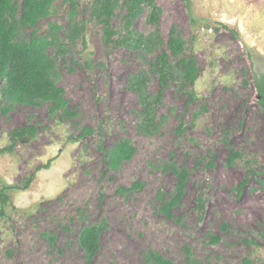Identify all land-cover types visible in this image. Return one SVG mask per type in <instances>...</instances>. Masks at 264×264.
I'll list each match as a JSON object with an SVG mask.
<instances>
[{"label":"rangeland","instance_id":"374dc122","mask_svg":"<svg viewBox=\"0 0 264 264\" xmlns=\"http://www.w3.org/2000/svg\"><path fill=\"white\" fill-rule=\"evenodd\" d=\"M92 3L55 0L37 25L17 26V41L50 38L61 27L68 51L55 79L65 104L5 99L0 75V187L35 173L27 189L8 191L7 204L0 199V264H156L152 252L172 264H264V110L255 86L264 73V0H155L156 22L151 6L141 7L136 31L183 42L171 56L176 76L156 108L153 135L139 131L143 106L130 84L169 48L149 54L106 42ZM116 11L113 39L125 34L127 8ZM70 22L82 25L75 39ZM183 59L196 62L194 83L184 80ZM158 90L151 74L148 91ZM24 126L35 133L14 142L12 131ZM126 139L134 154L111 167L106 155ZM171 166L188 176L167 216L161 194L175 193ZM90 226L100 231L88 262L80 236Z\"/></svg>","mask_w":264,"mask_h":264},{"label":"trees","instance_id":"16d2710c","mask_svg":"<svg viewBox=\"0 0 264 264\" xmlns=\"http://www.w3.org/2000/svg\"><path fill=\"white\" fill-rule=\"evenodd\" d=\"M54 1L0 0V75L5 79V86L2 90L5 99L31 105H36L41 101H49L53 102L56 108L64 106V88L60 87L55 79L57 61L61 55L68 51V45L62 42L58 35L61 27L54 26L53 35L50 38L36 36V33H33L29 41L15 40L18 24L37 25L41 18L53 13ZM144 4L152 8L150 20L158 21L160 9L155 5V0H93L92 15L103 24L105 40L112 45L124 44L153 54L162 43L167 44L169 51L166 50L165 46L160 50L156 58L150 63V72L142 71L135 74L130 84L131 89L138 93L143 106L141 121L138 124L139 131L153 135L160 128V122L156 117V108L162 101L165 88L176 76L171 56L181 52L183 42L174 35L168 41L163 42L158 30L147 35L136 31L134 20ZM120 5L127 8L126 20L123 24L125 34L113 39L117 34V29L113 26V19ZM75 8V2H72L71 20L74 18ZM69 27L68 33L71 39L79 36L82 25H79L78 22L73 24L70 22ZM52 47L54 49L50 52L49 49ZM180 64L183 66L184 80L194 83L198 73L196 62L193 59H183ZM151 74H155L159 81V90L155 95L148 91ZM255 86L259 97L258 103L264 110V73L256 76ZM63 113L71 114L67 109ZM35 131L34 126L20 127L12 131L11 139L14 142L23 140L32 136ZM134 152L135 147L130 140L126 139L117 143L114 149L106 155V159L111 167H117L121 162L130 159ZM232 153L233 158L237 156L234 151ZM49 164L42 165L36 171L48 168ZM171 169L177 176L175 193L169 200L164 198V194H161V207L167 216L171 215V207L183 197L188 176V170L185 168L171 166ZM34 178L35 173L25 177L23 183L8 185L3 182L2 187H0L2 204L5 205L10 201L8 191L27 189ZM203 207L202 199L199 197L198 209L202 210ZM99 231L100 227L90 226L81 233L80 241L87 253L88 262L91 261L98 249ZM150 256L156 264H172L159 254L152 252Z\"/></svg>","mask_w":264,"mask_h":264}]
</instances>
